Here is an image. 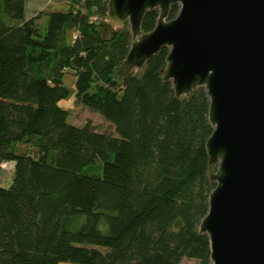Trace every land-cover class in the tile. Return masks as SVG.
I'll return each mask as SVG.
<instances>
[{
	"label": "trees",
	"instance_id": "16d2710c",
	"mask_svg": "<svg viewBox=\"0 0 264 264\" xmlns=\"http://www.w3.org/2000/svg\"><path fill=\"white\" fill-rule=\"evenodd\" d=\"M0 1V165L16 163L12 186L0 188V264H212L200 233L216 187L205 88L176 97L163 80L169 48L121 78L132 33L126 24L105 35L110 0L51 14L45 34L38 16L25 19V0ZM158 18L148 12L142 29ZM70 72L77 103L112 132L69 123ZM97 163L99 176L84 173Z\"/></svg>",
	"mask_w": 264,
	"mask_h": 264
},
{
	"label": "water",
	"instance_id": "95a60500",
	"mask_svg": "<svg viewBox=\"0 0 264 264\" xmlns=\"http://www.w3.org/2000/svg\"><path fill=\"white\" fill-rule=\"evenodd\" d=\"M179 14L169 19L171 7ZM105 35L126 24L132 45L118 75L169 48L163 80L177 98L205 88L214 127L206 147L210 209L200 233L212 264H264V0H110ZM159 18L142 29L148 12Z\"/></svg>",
	"mask_w": 264,
	"mask_h": 264
},
{
	"label": "rangeland",
	"instance_id": "374dc122",
	"mask_svg": "<svg viewBox=\"0 0 264 264\" xmlns=\"http://www.w3.org/2000/svg\"><path fill=\"white\" fill-rule=\"evenodd\" d=\"M39 28L41 33L45 34L47 30V23H40ZM75 81L76 78L73 73L70 72L65 75V84L70 91V95L67 99L61 102V107L70 112V117L68 119L69 123L75 126H83L85 123L91 122L99 132H112L114 130V127L109 122H107L102 115L90 110L88 107L80 103H77L75 95ZM17 148H20L17 150L18 153H25L26 151H28L29 153H33L36 151V148L26 147V145L24 144H19ZM98 167H100V163H97L96 166L86 167L84 169V173L99 176L101 174V171L98 169ZM101 250L105 251L106 249L102 248ZM60 264L76 263L65 261L61 262ZM181 264H198V262L193 259H184Z\"/></svg>",
	"mask_w": 264,
	"mask_h": 264
},
{
	"label": "crops",
	"instance_id": "0c3cea01",
	"mask_svg": "<svg viewBox=\"0 0 264 264\" xmlns=\"http://www.w3.org/2000/svg\"><path fill=\"white\" fill-rule=\"evenodd\" d=\"M83 0H25V19L39 17L40 23H48V18L54 13H67L81 6ZM20 148H17V150ZM16 163L5 161L0 165V188L7 189L12 186Z\"/></svg>",
	"mask_w": 264,
	"mask_h": 264
}]
</instances>
